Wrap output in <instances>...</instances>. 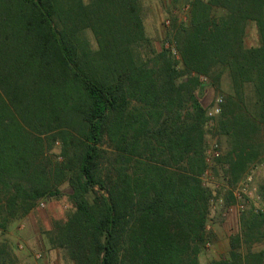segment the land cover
I'll return each instance as SVG.
<instances>
[{
	"label": "trees",
	"instance_id": "trees-1",
	"mask_svg": "<svg viewBox=\"0 0 264 264\" xmlns=\"http://www.w3.org/2000/svg\"><path fill=\"white\" fill-rule=\"evenodd\" d=\"M144 15L142 0H0V227L66 184L70 208L47 233L72 264H201L205 82L228 80L215 126L226 183L264 163V0H192L163 40L175 54ZM240 220L207 264H264L249 245L264 213Z\"/></svg>",
	"mask_w": 264,
	"mask_h": 264
},
{
	"label": "rangeland",
	"instance_id": "rangeland-1",
	"mask_svg": "<svg viewBox=\"0 0 264 264\" xmlns=\"http://www.w3.org/2000/svg\"><path fill=\"white\" fill-rule=\"evenodd\" d=\"M168 2L169 0H142L145 14V30L155 40L157 47L165 43L163 40L169 33V26L165 25V20L182 19L186 15V12L182 10V6L188 0H184L175 8H169L170 4ZM171 9L172 12L170 13L169 10ZM89 38L93 39L91 35H89ZM256 39L255 29L250 27L246 42L254 44ZM227 85L226 75L223 76L220 89L218 90H214L205 82L201 90L198 91L202 103L209 106L218 95H222L224 99V90L227 89ZM216 121L217 119H215L212 127L207 126L209 132L206 135V145L208 141L216 139L220 145L221 156H223L225 152L223 138L216 132ZM52 153L56 154V156L59 154L58 143L54 144ZM213 174L214 183L219 184L222 171L218 167L217 162ZM253 185L257 190L259 186H264V166L256 169ZM212 188L216 192H221V189L217 187L213 186ZM60 189L62 193L57 198L40 200L38 206L31 212L23 217L11 219L6 226L0 227V264H72L60 251L51 248L47 233L50 229L51 221L63 218L65 212L70 208L68 201L70 188L63 184ZM41 202L44 204L43 206L39 205ZM240 221V218L238 220L227 219L220 215H215L213 212L209 213L206 226V229L209 230V236L207 237L208 241H206L199 254V262L201 264H207L210 260L219 259L221 256L227 255L230 237L239 231ZM251 237V242L249 243L251 249L253 251H264V223L255 228L254 232L251 233ZM36 254H40V257L36 258Z\"/></svg>",
	"mask_w": 264,
	"mask_h": 264
},
{
	"label": "built area",
	"instance_id": "built-area-1",
	"mask_svg": "<svg viewBox=\"0 0 264 264\" xmlns=\"http://www.w3.org/2000/svg\"><path fill=\"white\" fill-rule=\"evenodd\" d=\"M190 1L192 0H188V2L182 6L184 12H187ZM183 19H185V16ZM164 23L168 26L170 20L166 19ZM164 46L171 49L173 54L176 53L175 47L170 42L165 41ZM223 100V96L218 95L213 103L207 107L206 116L208 127L214 125L216 117L221 113V104L223 103ZM220 156L221 150L217 140L212 139L211 141H208L204 153L206 168L201 179L203 185L211 190V196L209 198L210 213L213 212L215 215L234 220H238L241 214L248 209H252L255 213H264V198L258 194L256 187L253 185L254 173L256 169L263 167L264 163L254 165L235 185L230 186L226 183L227 177L222 174L221 182L219 184L214 183L213 173L216 161ZM211 186L221 189V192L214 191L215 189ZM39 205L43 206L44 204L41 202ZM35 257L39 258L40 254H36Z\"/></svg>",
	"mask_w": 264,
	"mask_h": 264
}]
</instances>
